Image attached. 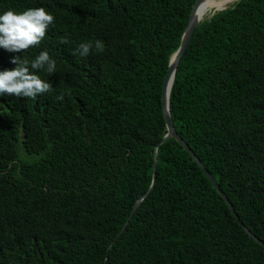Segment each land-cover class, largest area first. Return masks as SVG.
<instances>
[{"label":"trees","instance_id":"1","mask_svg":"<svg viewBox=\"0 0 264 264\" xmlns=\"http://www.w3.org/2000/svg\"><path fill=\"white\" fill-rule=\"evenodd\" d=\"M196 0H0V264H264L166 133L161 90ZM177 134L264 243V0L202 20Z\"/></svg>","mask_w":264,"mask_h":264},{"label":"water","instance_id":"2","mask_svg":"<svg viewBox=\"0 0 264 264\" xmlns=\"http://www.w3.org/2000/svg\"><path fill=\"white\" fill-rule=\"evenodd\" d=\"M203 0H196L191 12L188 17V21L186 24V27L182 33L181 39H180V44L178 49L171 55L168 68L166 70L163 83H162V90H161V106H162V115L165 123V128H166V133L163 136V138L157 143L155 146V151H154V157H153V172H152V182L149 187V189L142 194L138 200L134 203V206L128 215V218L126 219L125 223L123 224L122 228L120 229L119 233L117 236H119L126 228L128 225L131 217L133 216L134 212L142 202V200L150 193L152 190V187L154 186L155 183V170H156V150L157 148L162 145L167 139L173 138L175 139L180 146L189 154V156L192 158V160L199 166L205 177L208 179L212 187L215 189V191L221 196V198L224 200L225 204L227 205L229 212L231 215L236 219L238 222L239 226L244 230V232L249 235L254 241L259 243L261 246L264 247V243L258 239L254 234H252L245 226L244 224L239 220V217L235 213L232 204L229 202L227 196L222 192L218 184L216 183L215 179L211 176V174L205 169L204 165L200 162V160L197 158V156L192 152V150L188 147V145L183 141V139L177 134V132L174 129L171 115H170V110H169V93L170 89L175 77L176 69L178 67V64L180 60L182 59L183 55L185 54L186 50L188 49L195 29L198 26V24L202 21L201 17L198 14V9L201 5ZM225 10V9H223ZM222 11V10H221Z\"/></svg>","mask_w":264,"mask_h":264},{"label":"bare ground","instance_id":"3","mask_svg":"<svg viewBox=\"0 0 264 264\" xmlns=\"http://www.w3.org/2000/svg\"><path fill=\"white\" fill-rule=\"evenodd\" d=\"M235 2V0H203L199 7L198 14L201 20L207 19L214 12L226 9L228 5Z\"/></svg>","mask_w":264,"mask_h":264},{"label":"rangeland","instance_id":"4","mask_svg":"<svg viewBox=\"0 0 264 264\" xmlns=\"http://www.w3.org/2000/svg\"><path fill=\"white\" fill-rule=\"evenodd\" d=\"M235 1H237V0H235ZM233 3H234V2H233ZM233 3H232V4H233ZM232 4H230V5H232ZM230 5H228L227 7H229ZM218 12H219V11H218ZM215 13H217V12H214V14H215ZM214 14H212V15H214ZM212 15H211V16H212ZM211 16H209L208 18H210Z\"/></svg>","mask_w":264,"mask_h":264}]
</instances>
